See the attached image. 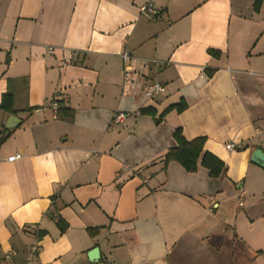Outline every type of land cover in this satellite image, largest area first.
Instances as JSON below:
<instances>
[{
	"label": "crops",
	"instance_id": "1",
	"mask_svg": "<svg viewBox=\"0 0 264 264\" xmlns=\"http://www.w3.org/2000/svg\"><path fill=\"white\" fill-rule=\"evenodd\" d=\"M256 2L0 0V104L13 95L0 131L10 115L20 120L0 146V264L10 250V264H264V167L252 161L264 152ZM148 4L153 15L141 11ZM124 51L144 81L124 83ZM61 58L74 63L61 69ZM153 80L164 91L148 99ZM119 110L128 116L115 121ZM176 129L205 137L224 171L165 164Z\"/></svg>",
	"mask_w": 264,
	"mask_h": 264
},
{
	"label": "trees",
	"instance_id": "2",
	"mask_svg": "<svg viewBox=\"0 0 264 264\" xmlns=\"http://www.w3.org/2000/svg\"><path fill=\"white\" fill-rule=\"evenodd\" d=\"M260 3L261 0H257L256 8H259ZM211 52L213 51L211 50ZM57 101L59 102V100ZM12 105L13 95L9 93L3 95L0 108L6 112H12ZM175 108L178 111H182L185 106L184 104L171 105L159 116V118H157L156 122H159L167 111ZM73 113L74 112L71 108H59L58 110V115L67 120H72ZM141 113H149L153 115L155 112L151 108H145L141 110ZM10 133L11 129L9 128H3V130L0 131V146L4 143ZM174 138L176 140V145L170 148L167 152L164 159L165 164L169 163L170 161H176L179 162L189 172L196 171L198 166L202 165L209 170L211 177H218L224 171L225 165L223 161L204 149L206 141L205 137H198L189 141L183 137L181 129H176Z\"/></svg>",
	"mask_w": 264,
	"mask_h": 264
},
{
	"label": "built area",
	"instance_id": "3",
	"mask_svg": "<svg viewBox=\"0 0 264 264\" xmlns=\"http://www.w3.org/2000/svg\"><path fill=\"white\" fill-rule=\"evenodd\" d=\"M141 11L145 14H154L155 13V9L152 7L151 4H148V5H144L141 7ZM48 51L51 52V53H54L55 51V47L53 46H48ZM122 56V60H123V81L125 84H133L134 81H135V78L138 76V77H143V81L145 80V75L144 74H141L140 71H138L134 65H133V57L132 55L127 52V51H124L122 52L121 54ZM151 61L154 63V64H159L160 66H165V65H169L170 62L169 61H160L156 58L154 59H151ZM73 60H70V59H65V58H61L60 59V65H59V68L63 69L65 67H68L70 65H73ZM164 91V84L161 83L160 81H157V80H153V81H150V82H145V84L143 85V93L145 95L146 98L148 99H152V98H155L156 96H158L159 94H161L162 92ZM62 97V94L60 95ZM51 106L52 108L54 109H58L59 107V104H58V101L57 100H54L52 103H51ZM128 116V112L126 111H122V110H119V111H116L114 113V116H113V120L115 121H122L124 120L126 117ZM226 147L228 149H234L235 147V143L233 142H228L226 144ZM20 155L17 154L16 156H12L10 157L9 159L10 160H13L17 157H19ZM38 251H39V247L37 245H33L30 247V256L28 257L29 260H34L38 254ZM15 254V251L13 250H10L8 252L5 253V256H4V261H8V264H10L9 260L12 259L13 255ZM99 264H115V263H112V262H102V263H99Z\"/></svg>",
	"mask_w": 264,
	"mask_h": 264
},
{
	"label": "water",
	"instance_id": "4",
	"mask_svg": "<svg viewBox=\"0 0 264 264\" xmlns=\"http://www.w3.org/2000/svg\"><path fill=\"white\" fill-rule=\"evenodd\" d=\"M19 123H20V120L15 115H10L5 126L6 128H14ZM252 161L258 164L259 166L264 167V152L262 149L258 148L254 150L252 154ZM89 257L91 258L93 262L97 263L100 258L99 249L97 247L92 249L89 253Z\"/></svg>",
	"mask_w": 264,
	"mask_h": 264
},
{
	"label": "rangeland",
	"instance_id": "5",
	"mask_svg": "<svg viewBox=\"0 0 264 264\" xmlns=\"http://www.w3.org/2000/svg\"><path fill=\"white\" fill-rule=\"evenodd\" d=\"M11 262H12V259H11ZM13 264V263H12Z\"/></svg>",
	"mask_w": 264,
	"mask_h": 264
}]
</instances>
